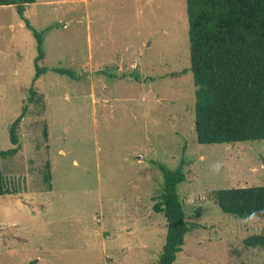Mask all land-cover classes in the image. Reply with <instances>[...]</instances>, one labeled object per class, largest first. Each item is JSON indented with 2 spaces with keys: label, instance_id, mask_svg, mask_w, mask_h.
Instances as JSON below:
<instances>
[{
  "label": "rangeland",
  "instance_id": "374dc122",
  "mask_svg": "<svg viewBox=\"0 0 264 264\" xmlns=\"http://www.w3.org/2000/svg\"><path fill=\"white\" fill-rule=\"evenodd\" d=\"M23 16L42 32L45 71L33 81L36 39L15 5H0L1 150L25 108L19 149L0 159L12 191L0 195V264H157L158 164L181 163L194 226L173 264H264V249L243 244L264 216L224 213L212 198L264 185V140L197 142L185 0H35Z\"/></svg>",
  "mask_w": 264,
  "mask_h": 264
},
{
  "label": "trees",
  "instance_id": "16d2710c",
  "mask_svg": "<svg viewBox=\"0 0 264 264\" xmlns=\"http://www.w3.org/2000/svg\"><path fill=\"white\" fill-rule=\"evenodd\" d=\"M35 0H0V5H15L23 12ZM188 22L190 71L194 90V130L200 144H233L264 140V0H185ZM25 24L36 39L35 81L45 68L42 32ZM55 72L74 78L70 69ZM186 70L183 69L182 72ZM136 78V77H135ZM29 101L36 90L31 86ZM25 108L9 127L12 147L0 149V159L14 155L19 144L17 128ZM46 137V130L43 129ZM183 163L174 169L158 164L163 181L153 204L166 221L165 241L157 264H173L194 224L185 219L177 185L186 180ZM44 182L50 189L49 163L44 165ZM0 171V195L11 193ZM212 198L227 214L240 218L264 216V185L220 188ZM250 248L264 249V233L243 239ZM31 261L29 264H32Z\"/></svg>",
  "mask_w": 264,
  "mask_h": 264
}]
</instances>
